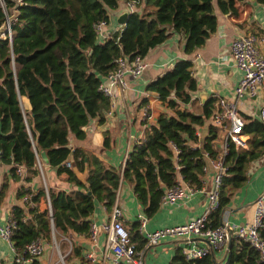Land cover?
Returning <instances> with one entry per match:
<instances>
[{
	"label": "trees",
	"instance_id": "1",
	"mask_svg": "<svg viewBox=\"0 0 264 264\" xmlns=\"http://www.w3.org/2000/svg\"><path fill=\"white\" fill-rule=\"evenodd\" d=\"M127 1L134 2L137 9L128 13L121 31L101 39L97 24L109 21L110 11L119 7L121 0H0L1 159L11 165L13 176L19 177L17 165H24L21 176L30 181L41 173L38 158L45 152L58 173L66 172L68 180L78 186L55 189L43 184L38 189L23 186L19 190L18 196L27 195L28 199L13 207L16 227L12 238L17 252L38 237L51 242L55 234L66 264L73 257L80 258L79 264H94L85 259L72 234H89L98 202L112 210L123 180L133 185L143 212L155 214L165 188L176 183L179 175L172 143L180 148L184 179L196 187L204 183V151L217 153L213 143L217 128L210 124L203 138L198 131L211 118L217 98L196 106L193 96L198 80L190 58L176 61L147 85L169 109L160 111L157 122L147 126L145 138L130 150L124 167L109 164L77 142L86 139L91 120H106L112 97L101 84L115 70L120 56L146 57L171 30L183 35L185 51L191 54L216 31V6L236 15L244 0ZM8 15L11 32L3 31ZM23 99L28 100V106L23 105ZM243 132L248 135L246 147L229 142L220 204L210 213L208 225L224 223L225 209L251 176L250 165L264 155V121L247 116ZM105 134V146L110 147L108 131ZM67 161H72V166ZM77 170L88 171L87 183L80 180ZM8 184V180L3 183L1 194ZM139 225L137 220L126 227L132 242L142 247L145 239ZM169 264H264V260L249 241L231 235L225 258L218 259L213 253L188 258L177 249Z\"/></svg>",
	"mask_w": 264,
	"mask_h": 264
},
{
	"label": "crops",
	"instance_id": "2",
	"mask_svg": "<svg viewBox=\"0 0 264 264\" xmlns=\"http://www.w3.org/2000/svg\"><path fill=\"white\" fill-rule=\"evenodd\" d=\"M239 13L236 15L223 12L216 6L218 26L214 33L207 39L204 45L189 54L185 51V38L177 31L171 30L169 37L161 44L152 48L145 59L148 62L146 69L139 75L127 73L128 87L121 89L115 87L112 97V106L106 113V120L101 122L94 118L87 125V137L78 141L77 144L86 148L89 153H94L112 165H125V157L135 144L145 138L146 128L151 123L157 122L158 114L162 110H168L161 101L156 91L148 90L147 85L159 76L170 70L176 61L190 58L194 61V73L198 80V89L194 92L196 106L205 101L201 97V91L207 93L206 99L210 97L224 96L239 101L243 115L246 117H259L260 107L264 103V88L255 98H238L235 87L241 78L242 71L235 64L232 55L231 44L233 39L240 33L255 31L264 33V3L256 0H244L239 2ZM137 9L130 5L127 0H121L120 6L110 11V20L103 28L101 37L106 39L113 33L121 31L125 25L122 21L123 14ZM128 15V14H127ZM126 15V18H127ZM201 86V88H200ZM149 100H148V98ZM147 98V100H145ZM23 105L28 106L27 99H23ZM148 107V114L145 113ZM158 110L156 113L155 110ZM169 111H172L171 108ZM212 124L209 119L198 133L201 138L207 134L208 126ZM215 126V125H214ZM216 127V126H215ZM106 131L111 139V146H105ZM224 131L217 128V137L213 140L215 147L221 149L224 139ZM246 140L248 135L245 134ZM248 145V142L245 146ZM41 173L35 175L30 181H25L22 174L13 176L11 165L1 159L0 154V221L5 223L11 217L15 205H24L25 200L18 196L23 186H31L38 189L43 184L55 189L77 188V184L68 180L66 172L58 173L57 167L50 164L45 152L39 156ZM26 170V167H25ZM24 170V172H25ZM23 172V173H24ZM250 178L233 197V200L224 211L223 222H228L231 229L241 223H246L253 218L254 201L264 189V155L253 161L249 168ZM206 185H210L213 179V170L209 168L206 172ZM8 180L5 192L1 194L2 186ZM119 203L123 210V221L129 226L134 221H139L138 215L143 212V206L137 198L133 185L123 180L119 187ZM208 196L205 192H198L174 205L161 204L152 216L147 215V226L155 229L162 226L182 223L192 217L202 214L207 206ZM110 210L103 202H98L91 218L93 222L102 223L107 220ZM128 227V228H129ZM140 229V228H139ZM141 235L146 241L143 233ZM233 235H236L234 232ZM73 241L82 247V254L86 258V252L90 249L96 251L99 260L90 262L94 264H114L112 257L103 258L106 253V233L101 230L97 240L93 241L89 234H72ZM204 243V239L198 238ZM187 244L185 238H168L158 245L145 248L146 264H169L170 259L177 249L183 250ZM229 242L218 249L215 257L222 259L226 257ZM145 243L143 244V246ZM49 244H47V247ZM16 250L11 242L0 234V264H15ZM47 260V250L41 257L44 264ZM72 261L74 263H72ZM72 264L81 262L79 257H73Z\"/></svg>",
	"mask_w": 264,
	"mask_h": 264
},
{
	"label": "built area",
	"instance_id": "3",
	"mask_svg": "<svg viewBox=\"0 0 264 264\" xmlns=\"http://www.w3.org/2000/svg\"><path fill=\"white\" fill-rule=\"evenodd\" d=\"M129 3L132 6L135 5L134 2ZM107 22V20H102L97 24L100 37L104 35L103 28ZM101 39L103 38L101 37ZM231 48L235 64L242 71L241 78L235 87L238 98L245 96L248 98L257 97L260 89L264 88V33L255 31L240 33L233 39ZM147 66L148 62L145 57L136 56L130 59L128 56H120L117 59V67L104 78L101 88L105 93L113 97L116 86H120L121 89L128 87L127 73L135 76L139 75ZM145 113L148 114V107ZM260 118L264 121V103L260 107ZM210 120L216 128L224 131L225 134L223 135L224 139L221 149L217 148L218 151L215 155H212L208 150L204 151L206 159L204 169L206 172L209 171V168L213 170V179L209 188L207 189L205 175L202 187H196L184 179L180 172L182 167L179 157L180 148L176 143H172L179 175L176 183L167 186L162 196V204L174 205L198 192H205L208 196L205 211L185 222L155 229L147 226V215L144 212L139 213V228L146 238L145 245L139 247L132 242L129 229L123 221V210L118 199V188L116 200L108 219L102 223L91 221L90 224L89 237L91 240L96 241L101 230L106 233V253L103 258L112 257L114 264H146L145 248L158 245L161 241L168 238H185L187 244L183 247L184 254L188 258H197L208 253H215L218 249L223 248L235 232L236 236L246 239L257 248L261 258L264 260V236L262 234L264 228V189L254 201L255 207L252 220L236 225L233 230L228 222L218 226L208 225L210 213L218 208L220 204V192L228 169L225 159L229 151V142L233 141L237 146H245L247 144L245 133L243 132L245 117L238 100L224 96L218 97ZM129 153L130 151L126 154L125 163ZM67 165L72 166V161H67ZM39 166H41L40 163ZM17 170L22 174L25 166L18 164ZM23 199L26 201L28 196L25 195ZM47 201L51 211L52 205L49 195L47 196ZM12 216L11 214V217L5 223L0 221V234L8 239L16 250L12 238L16 221ZM198 238L204 239V243L199 242ZM54 240L56 243L55 234L53 235ZM47 243L42 237L28 242L22 251L17 252L16 250L15 264H40L41 257L46 252ZM71 248L72 245L69 251ZM86 258L93 262L99 260L98 254L92 249L86 252Z\"/></svg>",
	"mask_w": 264,
	"mask_h": 264
},
{
	"label": "rangeland",
	"instance_id": "4",
	"mask_svg": "<svg viewBox=\"0 0 264 264\" xmlns=\"http://www.w3.org/2000/svg\"><path fill=\"white\" fill-rule=\"evenodd\" d=\"M10 24H11V17L8 15L7 21L3 26V31H6V29H8V31L11 32ZM155 111H156V113L158 112L157 109ZM47 244H49L48 247L46 246L47 260L44 264H66L65 255L63 254V252L60 249V242L57 241V239H56V243L54 240V241L48 242ZM72 263H74V262L72 261ZM72 263L70 262V264H72ZM41 264H43V263L41 262Z\"/></svg>",
	"mask_w": 264,
	"mask_h": 264
},
{
	"label": "water",
	"instance_id": "5",
	"mask_svg": "<svg viewBox=\"0 0 264 264\" xmlns=\"http://www.w3.org/2000/svg\"><path fill=\"white\" fill-rule=\"evenodd\" d=\"M128 13L127 12H125L124 14H123V17H122V21L123 22H125L126 21V15H127ZM200 88H201V86H200ZM201 97H202V99L205 101L206 100V97H207V93L206 92H203V91H201ZM77 174H78V176H79V178H80V180L81 181H83L84 183H87V175H88V171L87 170H85V171H79V170H77ZM209 188V185L207 186V189Z\"/></svg>",
	"mask_w": 264,
	"mask_h": 264
}]
</instances>
